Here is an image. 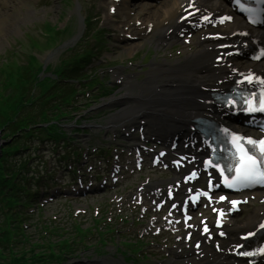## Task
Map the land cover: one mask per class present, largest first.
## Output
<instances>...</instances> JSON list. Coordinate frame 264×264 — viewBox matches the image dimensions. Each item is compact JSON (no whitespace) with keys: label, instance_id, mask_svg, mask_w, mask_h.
<instances>
[{"label":"rangeland","instance_id":"374dc122","mask_svg":"<svg viewBox=\"0 0 264 264\" xmlns=\"http://www.w3.org/2000/svg\"><path fill=\"white\" fill-rule=\"evenodd\" d=\"M3 1L5 3V8L4 7L0 8V16L5 14V17L4 16L3 18L0 17V19L2 20L0 21V55L6 52V50L8 49V45H11V47L13 48H17L20 43L21 44L26 43L27 37L29 35L36 37L37 33H39L40 31V28L44 24H47L48 26L52 25L61 28L65 24L64 21L66 15H72V17L74 16V19L70 24L71 30L67 36L68 39L64 44L66 46L65 48H59V50L55 51V53L47 52V50H43L42 52L37 51L35 53V55L41 61V63L53 67L57 65L61 54L67 49V47L71 45V44L69 45L68 43H70V41L78 34L77 29L79 25L75 20V10H74L75 7L73 8V10H70L69 9L70 5L69 3L66 2V0H45V1L41 0L40 3L37 2L38 0H18L17 3H15L16 0L13 1L9 0L10 2L6 0ZM82 1L87 5L90 4V0H82ZM3 28H5V30H3ZM73 31H75V35L71 38V36L69 35ZM132 50L130 49V51ZM115 51L119 52L122 50L115 49ZM130 56L128 54L121 53L118 55V57H116L117 59L114 60L122 61L124 60V58H128ZM123 88H119V89L117 88V90H114L110 96L106 97V100L99 102V104H97L98 105L97 108H99L101 105H106L102 109H98L95 112L89 113L88 115L85 116V118H83V116L86 114L87 111L82 112L80 114V116L78 117L79 119L77 118L78 120H81L79 126L81 127L80 129L83 130L91 129L92 132H89L87 134H84L82 132L74 133L75 135L73 137H77L76 148L86 149L89 146V148L101 149L103 146H105L104 138H106V134L103 133V130L106 128V125L112 121L115 113L118 112L120 109L118 107H115V105H111V102L114 99L121 97L123 94H125L124 90H122ZM90 109H92V107ZM74 124L75 121H73L70 125H74ZM114 126H115L114 128L116 129L119 127L118 123L115 124ZM72 129L73 128L70 127L66 130L69 132ZM47 156H49V154H47ZM52 160H54V158H52ZM106 202H107V198L97 201H95V199L92 200L90 199L85 201L82 206L75 205V207L88 209V207H90L93 204H102L101 208L105 209ZM48 209H53L55 212L60 211L62 215H66L68 211V209H63L57 206H53V207L51 206ZM73 211H74V207L70 209V213L71 212L73 213ZM90 213L91 211L89 210V213H86V215L78 217L80 223L82 225L85 224L83 226L84 228H87L91 224ZM67 219H69V217ZM115 237H116L114 240L115 246L108 244V246L105 249L100 250V252L98 250L84 251L80 254V256L76 260L72 261L71 264H126L124 258H121L116 254L117 244L121 241V238H123V236L121 234H116ZM146 253L148 254L147 250ZM146 264H153V263L149 262Z\"/></svg>","mask_w":264,"mask_h":264},{"label":"bare ground","instance_id":"6f19581e","mask_svg":"<svg viewBox=\"0 0 264 264\" xmlns=\"http://www.w3.org/2000/svg\"><path fill=\"white\" fill-rule=\"evenodd\" d=\"M10 2L9 0H6ZM13 1V0H11ZM188 0H173L171 4L161 5V7L156 8L151 16L155 19V25L159 30L165 31L163 28L164 22H168L169 27L173 28V18L176 15L180 5ZM212 4H219L223 2V0H209ZM18 0L15 1L17 3ZM2 6V1L0 2ZM14 3V4H15ZM20 3V2H19ZM11 5V4H10ZM5 7V6H4ZM219 6L216 7L217 10ZM6 12V11H5ZM5 17V14L0 16L1 18ZM0 21H2L0 19ZM151 22V21H146ZM129 23V22H128ZM237 23L239 28L242 27V24L239 20H236L234 24ZM5 30V28H3ZM254 36L259 39V42L264 45V31H255L253 32ZM127 53V51H125ZM129 52V51H128ZM210 59L207 53L200 51L195 54L194 59L186 64V68L188 70H184L179 66H174L170 70L162 71L166 76L163 75L164 78L161 81L160 86H156L155 88H150L151 80H148L147 87L144 89L139 88L141 99L143 102H137V105L132 108H122L119 112V119L126 120L125 122L129 123L130 121H134L137 117L143 118H153L157 122L160 123V117L162 118V124L169 128L173 127L177 122L181 126H187L188 122L185 123L186 120L191 119L197 116L203 115H211L213 111L211 110V106L206 105V96L199 90L198 93H194L193 89L190 87L192 83L199 82L200 78L198 76L197 70L205 69L208 73H213L211 67L209 65ZM257 68L264 70V61L257 64ZM219 74H222L223 70H215ZM161 80V76L154 78L153 82H157ZM175 80H180L183 84L180 87L174 86ZM180 82V83H181ZM214 87L211 83L210 75L207 76V79L203 82L202 88H210ZM138 89V88H137ZM197 92V90H195ZM204 97L203 104L199 105L198 102H195V99ZM206 97V98H205ZM205 102V103H204ZM169 116V117H167ZM170 116L173 117V120L170 119ZM121 120V121H122ZM173 124H168V122H173ZM258 220V212L253 211L245 220L238 224H233L231 229L233 230H241L243 228H247L253 225ZM231 259L227 257L225 260L224 257L219 256L216 257L215 260L211 261L208 264H223L229 262Z\"/></svg>","mask_w":264,"mask_h":264},{"label":"trees","instance_id":"16d2710c","mask_svg":"<svg viewBox=\"0 0 264 264\" xmlns=\"http://www.w3.org/2000/svg\"><path fill=\"white\" fill-rule=\"evenodd\" d=\"M26 74V70L19 69L11 72V74L7 75L8 82L5 85V92L8 91L5 100V111L9 112L16 120L15 122H17V124H11L9 116L5 112V137H12L13 141L18 139V136H15L14 133L21 130H23V138H30V135L25 131L28 127L27 123L34 120L29 114L30 109L42 105H33L27 111L32 101L27 98L26 92H24ZM12 90L16 92V96L11 93ZM26 111L27 114L19 118V113ZM38 115L42 117L43 112L39 111ZM44 121H46L45 118ZM6 147L5 157H8L11 151L16 150L15 145L11 149L8 146ZM3 166L0 160V264H63L70 252V246L67 245V241L57 240L55 243L52 239L46 238L36 245L24 234L22 241H17L15 245L11 244L12 236L9 228L14 226L15 229H19V227L11 223L12 218L5 215L4 210H11L15 205L16 194L23 188L17 184L15 172L6 163L5 168Z\"/></svg>","mask_w":264,"mask_h":264},{"label":"snow or ice","instance_id":"6c2138e0","mask_svg":"<svg viewBox=\"0 0 264 264\" xmlns=\"http://www.w3.org/2000/svg\"><path fill=\"white\" fill-rule=\"evenodd\" d=\"M261 8H247L246 12L249 17H251L249 22H255L257 17L260 18V22L264 23V0H261ZM224 19H230L225 17ZM223 22V21H221ZM255 78L251 75L245 78L248 84H252ZM261 85H264V80L259 81ZM244 103L247 105L246 111L248 113H255L257 111L264 113V92L259 96L251 94L243 98ZM229 104L233 101L229 100ZM232 147L234 149L233 159L234 164H230L226 171L235 172V175L231 177V182L229 178L224 175L225 169H221L218 164H215L217 171L220 175L224 177L225 185L229 188L240 187V186H250L254 184H264V140H254L252 138H244L238 135H233L231 137ZM259 153L257 155L256 153ZM207 163V162H206ZM223 199V197H221ZM234 205L238 202L233 201ZM264 228V225L260 226ZM207 231V229H205ZM260 254L264 255V249H260ZM243 256L251 257L256 255L254 252H243L240 253Z\"/></svg>","mask_w":264,"mask_h":264}]
</instances>
